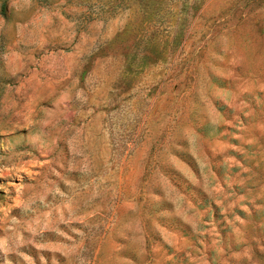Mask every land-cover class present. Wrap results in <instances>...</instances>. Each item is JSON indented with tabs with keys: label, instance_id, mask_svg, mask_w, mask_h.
Segmentation results:
<instances>
[{
	"label": "rangeland",
	"instance_id": "obj_1",
	"mask_svg": "<svg viewBox=\"0 0 264 264\" xmlns=\"http://www.w3.org/2000/svg\"><path fill=\"white\" fill-rule=\"evenodd\" d=\"M0 264H264V0H0Z\"/></svg>",
	"mask_w": 264,
	"mask_h": 264
}]
</instances>
